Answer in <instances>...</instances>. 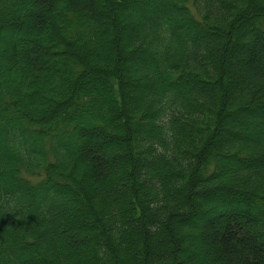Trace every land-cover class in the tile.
Returning <instances> with one entry per match:
<instances>
[{
    "label": "trees",
    "instance_id": "trees-1",
    "mask_svg": "<svg viewBox=\"0 0 264 264\" xmlns=\"http://www.w3.org/2000/svg\"><path fill=\"white\" fill-rule=\"evenodd\" d=\"M0 264H264V0H0Z\"/></svg>",
    "mask_w": 264,
    "mask_h": 264
},
{
    "label": "rangeland",
    "instance_id": "rangeland-1",
    "mask_svg": "<svg viewBox=\"0 0 264 264\" xmlns=\"http://www.w3.org/2000/svg\"><path fill=\"white\" fill-rule=\"evenodd\" d=\"M29 21H30V20H29ZM29 21L25 24L27 27H29V25H30V22H29ZM13 45H14V44H13ZM234 204H236V203H234ZM236 205H237V204H236ZM239 205H240V204H239ZM237 206H238V205H237ZM238 207H239V206H238ZM234 208H235V207H234ZM234 208H232L231 212L235 210ZM182 231H184V230H182Z\"/></svg>",
    "mask_w": 264,
    "mask_h": 264
}]
</instances>
